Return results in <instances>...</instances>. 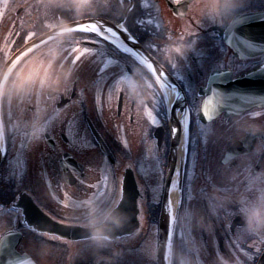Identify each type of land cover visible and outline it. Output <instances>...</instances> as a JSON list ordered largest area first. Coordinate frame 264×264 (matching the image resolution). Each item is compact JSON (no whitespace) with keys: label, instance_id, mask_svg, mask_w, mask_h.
<instances>
[{"label":"flooded vegetation","instance_id":"af4514ba","mask_svg":"<svg viewBox=\"0 0 264 264\" xmlns=\"http://www.w3.org/2000/svg\"><path fill=\"white\" fill-rule=\"evenodd\" d=\"M47 1L39 29L78 23L50 45L73 71L57 92L62 68L29 64L43 89L17 106L23 138L11 161L5 143L0 162L1 222L20 234L17 250L37 264H93L78 218L117 204L129 216L117 264H158L168 233L170 254L190 244L199 264H264V229H240L241 210L264 204V26L197 23L192 0ZM32 2L4 1L0 60L32 38ZM256 11L264 0H244L237 15ZM101 25L136 39L155 72ZM171 192L179 203L169 224ZM53 224L60 234L42 229Z\"/></svg>","mask_w":264,"mask_h":264},{"label":"clouds","instance_id":"9594fccd","mask_svg":"<svg viewBox=\"0 0 264 264\" xmlns=\"http://www.w3.org/2000/svg\"><path fill=\"white\" fill-rule=\"evenodd\" d=\"M244 0H192L188 9L193 13L197 23L207 21L218 26H231L238 19V11L243 7ZM45 33H42L40 37ZM57 38L45 41L31 51L25 52L19 60L13 64L12 61L20 55L23 45L17 52L6 59L0 60V101L3 102V113L0 115V138L7 139L16 135L18 130L19 115L17 106L27 98L37 88L43 89L44 83L39 78L25 83L23 87H18L21 76H27L29 64L33 59H42L45 64L49 61L62 72L56 77L57 92H63L64 87L70 83L72 67L64 68L52 59L50 45H55ZM194 43V41H193ZM188 48L191 44L187 45ZM59 50H57V55ZM253 115H256L253 113ZM84 203L90 204L86 198ZM240 229L245 233H254L256 229H264V204L253 207L250 210H241ZM80 226L86 230V239L89 242V254L93 258V264H117L122 258L124 250L117 247L123 242L121 235L129 222L126 211L120 209L119 205L112 204L106 210L100 211L95 207L87 208L79 216ZM187 240L191 241L189 234ZM196 248L190 244H184L178 249H174L169 255L165 264H199L195 256Z\"/></svg>","mask_w":264,"mask_h":264},{"label":"water","instance_id":"95a60500","mask_svg":"<svg viewBox=\"0 0 264 264\" xmlns=\"http://www.w3.org/2000/svg\"><path fill=\"white\" fill-rule=\"evenodd\" d=\"M238 17L239 19L234 24H232L230 27L241 26L242 22H246V24H248L249 20L253 18H256L257 20H264V13H259V12L249 13V14L247 13V14L238 15ZM262 22L263 21H261V23L256 22V26L257 27L262 26L263 25ZM74 25H75L74 23H70L68 26L72 28V27H75ZM57 33L59 32L57 30H54V31L49 32L48 34H44L42 38L37 37L31 42L30 45L38 43L42 39L48 36H52ZM118 37L121 40H123L128 46H130L131 49L141 59H143L147 64H149L153 69L155 70L157 69V66L154 63L153 59L141 48V46L135 41V39H133L127 34L119 35ZM42 229L48 232H51V233H55V234L61 233V227L54 225V224L53 226L44 225L42 226ZM81 234L86 235V230L85 231L83 230V233ZM19 237H20L19 233H15L11 231H8L1 236L0 238V264H36L27 254L25 253L20 254L19 252H17L16 245L18 243Z\"/></svg>","mask_w":264,"mask_h":264},{"label":"rangeland","instance_id":"374dc122","mask_svg":"<svg viewBox=\"0 0 264 264\" xmlns=\"http://www.w3.org/2000/svg\"><path fill=\"white\" fill-rule=\"evenodd\" d=\"M4 1L5 0H1L0 2H2V4H1V7H0V10H2V6L4 5ZM34 1H39V0H34ZM47 1V0H46ZM17 4L18 3H16L15 4V6H17ZM41 14H36V16H40ZM32 17H35V15H33L32 14V16H31V19H33ZM32 23V22H31ZM66 46V45H65ZM64 47V46H63ZM62 47V48H63ZM69 49H72V47H69ZM65 53V52H64ZM4 55H6V50H4V49H1L0 50V56H4ZM9 138V143L11 144L12 143V145H11V149H10V151H9V153H8V155H9V160L11 161L12 160V157H13V155H14V145L18 142L17 140H19L20 138H23V136H22V134L21 133H19L18 131H17V133H16V135H14V136H12V137H8ZM17 141V142H16ZM9 161V162H10ZM1 216H0V234L1 233H3L4 231H5V229H7L8 227H6V225L3 223V222H1ZM28 248H30L32 251H33V248H32V246H28ZM45 256H42L41 257V259L43 260L42 262L44 263V264H51V262L49 261V260H47V259H45L44 258Z\"/></svg>","mask_w":264,"mask_h":264},{"label":"bare ground","instance_id":"6f19581e","mask_svg":"<svg viewBox=\"0 0 264 264\" xmlns=\"http://www.w3.org/2000/svg\"><path fill=\"white\" fill-rule=\"evenodd\" d=\"M109 39L112 40L116 45H118V46H120V47H122V48H124L126 50H130V47L125 42H123L121 39L115 38V37H109ZM2 143H3V141L1 139L0 151H2V149H1L2 148ZM169 200H170V202L172 204L174 203L175 197H174L173 193L170 194Z\"/></svg>","mask_w":264,"mask_h":264},{"label":"snow or ice","instance_id":"6c2138e0","mask_svg":"<svg viewBox=\"0 0 264 264\" xmlns=\"http://www.w3.org/2000/svg\"><path fill=\"white\" fill-rule=\"evenodd\" d=\"M32 80V74L28 73L27 76H21L19 80V84L17 85L18 87H23L26 82ZM153 121L155 122V118L153 117Z\"/></svg>","mask_w":264,"mask_h":264},{"label":"trees","instance_id":"16d2710c","mask_svg":"<svg viewBox=\"0 0 264 264\" xmlns=\"http://www.w3.org/2000/svg\"><path fill=\"white\" fill-rule=\"evenodd\" d=\"M50 2H51V1H47V2H46V1H45V2L42 1V3H40V7H39V8H40L41 10H46V11H47L48 9H50V5H49ZM53 2H54V1H53ZM54 3H55V2H54ZM54 3H53V5H55ZM34 5H35V4H34ZM34 5H33V6H34ZM33 27H34V26H33Z\"/></svg>","mask_w":264,"mask_h":264}]
</instances>
